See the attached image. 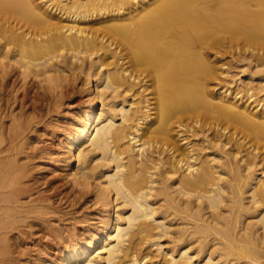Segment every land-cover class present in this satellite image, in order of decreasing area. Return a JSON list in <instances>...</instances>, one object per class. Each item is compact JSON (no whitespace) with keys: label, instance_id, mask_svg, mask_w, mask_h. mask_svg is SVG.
Masks as SVG:
<instances>
[{"label":"bare ground","instance_id":"6f19581e","mask_svg":"<svg viewBox=\"0 0 264 264\" xmlns=\"http://www.w3.org/2000/svg\"><path fill=\"white\" fill-rule=\"evenodd\" d=\"M72 70L63 150L107 218L51 262L264 264V0H0V264L49 210L21 204L31 80Z\"/></svg>","mask_w":264,"mask_h":264},{"label":"rangeland","instance_id":"374dc122","mask_svg":"<svg viewBox=\"0 0 264 264\" xmlns=\"http://www.w3.org/2000/svg\"><path fill=\"white\" fill-rule=\"evenodd\" d=\"M236 71L237 69L232 68L229 77L237 79L236 76L239 78L243 75L239 72L237 75ZM83 77V73L80 74L77 70L74 72L72 70L66 72V75L51 77L58 85L54 82H46L42 79L43 77L31 80V94L33 96L40 95V100L32 102L30 109L25 112L30 131L26 136L27 141H24L27 149L26 155H24V167L26 168L24 172L26 176L28 175L25 184L28 186L36 181V191L39 190V193L34 194L32 191L31 196L23 198L21 204L29 205L33 209H39L36 207L37 205L40 208L41 206L47 207L49 212L45 210L48 215L44 212V215L47 216L44 217L45 223L44 220L42 221L44 224L37 221L36 224L41 223L42 226H33L28 234H23L19 238L16 236L17 234L14 235L13 238L14 240L16 238L17 243L13 240V244L17 245L15 250L18 253L14 252V260L17 261H14L13 264H54L51 261L58 252L64 251L62 249L67 248L74 241L85 240L88 236L87 232L94 231L95 228L99 229L102 217L107 218V214L100 209V204L95 202L94 193L97 189L94 188L95 185H90L95 182H92L93 179H89L92 181H89L90 184L87 185L88 180L86 179L87 182L83 181L84 177L81 176V178L80 174L77 175V162L74 160L68 165V157L63 150V141L66 138H71V130L78 124L79 115L85 108L87 109L88 101L86 100ZM94 78H92L93 84H95ZM111 96L113 97L112 102L120 103L124 100V95L117 94V92ZM111 96L107 99L106 95L102 96L101 103L100 101L98 103V112L101 110L102 102L107 103L106 101ZM19 113L20 108L16 105L13 114L19 115ZM80 147L85 148L86 146L81 144ZM82 181L87 184L85 185ZM81 182L84 185L80 186ZM38 196H42V198ZM36 197L37 202L34 206L32 203L34 204ZM113 214L112 211L111 219L114 217ZM72 239L74 240L72 241ZM92 255H96V253Z\"/></svg>","mask_w":264,"mask_h":264}]
</instances>
